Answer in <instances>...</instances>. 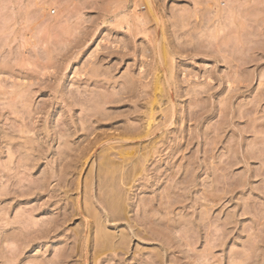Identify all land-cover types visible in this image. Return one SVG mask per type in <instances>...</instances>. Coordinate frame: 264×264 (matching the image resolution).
<instances>
[{"label":"rangeland","instance_id":"374dc122","mask_svg":"<svg viewBox=\"0 0 264 264\" xmlns=\"http://www.w3.org/2000/svg\"><path fill=\"white\" fill-rule=\"evenodd\" d=\"M153 3L0 0V264H264V0ZM137 148L84 259L64 218Z\"/></svg>","mask_w":264,"mask_h":264},{"label":"bare ground","instance_id":"6f19581e","mask_svg":"<svg viewBox=\"0 0 264 264\" xmlns=\"http://www.w3.org/2000/svg\"><path fill=\"white\" fill-rule=\"evenodd\" d=\"M144 1L147 3V6L149 8H152L154 6L153 2L155 0H144ZM162 50H164V49H162ZM165 52L167 54V51H165ZM164 55H165V53H164ZM165 56L162 57V58L166 59L168 57L167 56L165 58ZM168 58H167V60H168ZM161 63H163V62H161ZM168 64H167V66H168ZM163 65L164 64H162V66ZM164 71H162V72H164ZM166 72H167V70H166ZM156 79L157 80L155 82L156 83L155 100H154V103H153V105L151 107V109L153 111H154V109L156 107L157 102L160 101L159 96H162V94L164 92V89L161 86L160 78L158 77ZM77 103H79V102H77ZM149 119H150V121L148 123V128H147L146 132H149L150 129H151L153 115H151ZM123 138L124 139H122V140H125V141H138V140H140L141 137H139V138L133 137L132 138L131 135L125 134L123 136ZM98 146H99L98 143L90 144V146L86 147L85 151L86 152L88 150L91 151L93 149H96ZM154 148H155V144L150 147V154H151V152H153ZM138 153H140V149H138V148L134 149V150H131V151L130 150H125V151L124 150H120L118 153L115 154L117 161L115 159H112V155L111 154H105L103 156L105 162H104L102 168L99 167L101 172L100 173L98 172L99 176H97V177H99V179L103 183V184L99 183V184H102V185H99V192L97 193L99 196L91 194V192H92V190L94 188V184H95L94 180H91V181L87 180V182L85 181V188L87 189L88 198L86 199L84 204H82L80 202V199H79V196H78L77 199H76L77 201L75 203L74 211L71 214H69L66 218H64L65 221H70L73 216H80L81 218H83L86 221V224H85V222H83V223L85 224V228H87L86 229L87 235H86L85 239L81 242L82 246H81V249H80L81 250L80 253H83L82 256H83L84 259H87L88 255H89V252H90V246L91 245H90L89 240L91 239L90 234H91L92 230H94L96 228V226H100L101 229H103L102 219H101L100 215L98 214V212L96 211L94 205H96L98 203L100 206H103L105 208V213L103 215L109 221H117V220H122L124 218V215L122 213L124 211V202H126V199H124V197H123L124 193L121 192V195H120V194H118V190H117V192H115L116 189H114L115 188L114 186H115L116 183H115L114 179L119 178V179H121L123 181L124 184H128V182L130 183V181H128V180L131 179V177H133V176H129L132 172H130V171H129L130 173L126 172L127 171L126 167L129 164L130 165L131 164H135V165L140 164V163L137 164V161H136V159H140V156L138 155L137 157H135L136 154H138ZM148 154L149 153L147 151V155ZM144 156H146V155H144ZM82 157L85 159L84 155ZM81 159L82 158H80L79 160H81ZM143 159H145V157L142 158V161H143ZM146 160H147V158H146ZM86 161L87 160L85 159L84 162H83V165H85ZM144 161H143L142 164L145 163ZM132 166H134V165H132ZM135 169H137L136 166H135ZM100 170H98V171H100ZM134 171H135L134 173H136V170H134ZM140 171L143 172L142 169H140ZM140 171H138V172L140 173ZM132 175L135 176L137 174H133L132 173ZM89 178L90 179L91 178L95 179V178L92 177V175ZM99 179H98V181H99ZM134 179H136V177H134ZM131 181H132V179H131ZM82 184H83V182L80 181V179H79L78 182L76 183V190L78 192L80 191L81 186H83ZM94 198H96L95 201H94ZM91 209H92V212H93L92 216H93L94 220L93 221H88V219L86 220L87 216L88 217L89 216L92 217L90 215V210ZM88 233H90V234L88 235ZM97 234H99V237H98L97 240L99 241V243L101 245L104 244V243H108L109 240L103 237V233L101 232L100 229L97 231ZM118 247L120 249H122L123 248V244H120Z\"/></svg>","mask_w":264,"mask_h":264}]
</instances>
